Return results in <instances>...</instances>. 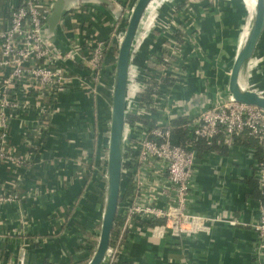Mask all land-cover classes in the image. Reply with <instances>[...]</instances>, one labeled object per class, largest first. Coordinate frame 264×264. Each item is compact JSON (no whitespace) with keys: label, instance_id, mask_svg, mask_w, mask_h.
Returning <instances> with one entry per match:
<instances>
[{"label":"crops","instance_id":"1","mask_svg":"<svg viewBox=\"0 0 264 264\" xmlns=\"http://www.w3.org/2000/svg\"><path fill=\"white\" fill-rule=\"evenodd\" d=\"M113 1L122 8L114 26L102 10L91 7L71 10L60 25L66 40L76 39L78 34H94L104 43L105 87L99 89L97 97L85 95L76 82L57 99H40L39 106L32 104L35 99L29 93L30 109L10 122L5 150L19 164L0 159V190L17 196L13 202L0 205V264H84L97 243L103 183L91 166L94 151L105 141L106 128L100 117L111 102L118 46L115 37L123 33L135 2ZM223 1L217 0L218 5L222 7ZM226 1L230 7H222L220 19L214 14L212 0L191 5L187 0H159L160 9L151 12L143 24L147 32L143 33L145 41L138 56L141 67H153V61L160 60L158 55L166 56L170 34L180 38V32L173 28L172 33L152 35L150 25L160 14L177 15L175 26H188L196 37L191 39L193 43L185 40L180 48V70L173 76L176 83L167 88L175 101L203 93L214 98L218 87L227 95L222 66L230 65L243 39L249 2ZM10 5L13 0H0L2 24ZM246 83L249 89L264 95V39L246 72ZM40 109L48 110V118L52 116L47 128L40 125ZM200 109L191 107L189 115ZM249 143L235 142L233 147L214 144L196 150L199 168L188 204L192 214L207 219L204 229L175 238L162 230L153 234L159 222L151 225L136 221L123 244L119 263L264 264V243L257 249L252 229L259 217L260 202L250 198L251 189L245 183L255 179L251 171L260 152L253 141Z\"/></svg>","mask_w":264,"mask_h":264},{"label":"built area","instance_id":"2","mask_svg":"<svg viewBox=\"0 0 264 264\" xmlns=\"http://www.w3.org/2000/svg\"><path fill=\"white\" fill-rule=\"evenodd\" d=\"M52 1L13 0V5L6 9V22L0 23V159L18 164L19 161L6 154L5 148L10 122L30 109L29 93L35 99L32 104L39 106L40 99L49 96L57 99L74 82L91 97H97L99 89L105 87V46L94 34L89 39L83 34L67 39L70 51L64 58L41 37ZM143 31L144 28L128 69L117 217L120 233L126 237L134 222L140 221L151 225L161 223L152 226L153 234L162 230L180 238L204 229L207 221L192 214L188 204L199 168L197 142L203 141L206 147L214 144L233 147L237 137L252 139L260 157L251 173L258 189L264 191V111L239 104L216 90L209 108L190 114L178 127L187 134L186 146L173 145L175 127L170 117L176 101L167 88H173L176 83L173 76L180 70L181 55L178 51L172 57L165 49L166 56L158 55L160 60H154L153 67L139 66ZM122 36L123 33L115 37L118 44ZM47 113L48 110L40 109L38 114L42 129L47 128L52 118ZM102 175L99 178L105 181L106 166ZM16 196L1 189L0 205L13 202ZM257 205L259 217L252 229L259 249L264 243V206ZM122 248L123 245L110 247L103 264L119 263Z\"/></svg>","mask_w":264,"mask_h":264},{"label":"water","instance_id":"3","mask_svg":"<svg viewBox=\"0 0 264 264\" xmlns=\"http://www.w3.org/2000/svg\"><path fill=\"white\" fill-rule=\"evenodd\" d=\"M154 0H135L126 20L123 36L117 46L113 83L111 89V108L109 140L106 164V179L103 189V208L99 235L94 251L86 264H103L113 240L121 188V162L123 145V125L125 122L126 84L130 58L137 38L143 28L144 18ZM77 7H91L102 10L110 17L114 26L121 17L122 8L113 0H53L49 14L41 30L43 40L50 42L61 58L69 53V44L60 33L64 16ZM250 29L239 43L229 66L224 68V91L235 102L264 111V95L249 89L246 72L264 39V0H256V10ZM221 91L219 87L216 89ZM211 94L190 95L176 101V109L170 120L185 119L190 108H209L214 98Z\"/></svg>","mask_w":264,"mask_h":264},{"label":"rangeland","instance_id":"4","mask_svg":"<svg viewBox=\"0 0 264 264\" xmlns=\"http://www.w3.org/2000/svg\"><path fill=\"white\" fill-rule=\"evenodd\" d=\"M187 1H188V5H191L193 3L199 4L200 1H209V0H187ZM212 2H213V8L212 9L214 11V14H218L219 17H220V19H221L223 17V13L221 14L222 7L223 6L228 7L229 6L228 5V2L226 0L223 1L225 4L223 3V6L222 7L220 5H218L217 0H212ZM159 5H160V2L159 1H155V2L152 3L151 9L149 10V12L147 13V15L144 18V23H143L144 25L150 19L151 12H154L155 10L158 11L160 9V6ZM167 11H164L163 13H165ZM176 19H178V16L177 15L174 16V15L171 14L169 16L168 15L161 16V14H160L159 16H157L153 20L152 24L150 25V29H149V31L150 30H151V32L153 31V34L152 35L153 36H156V37L159 36L160 34L168 33L172 28L175 31H179L180 32V38H175L173 36L174 37V39H173V37L170 34L171 37L169 36V38H168L169 39L168 41H170L169 42V46L168 47H165L166 51H168L169 54L172 53V57L178 55V53L181 52V49L180 48L183 47V45L185 43V40L189 43V42H192L191 39H193V38L196 39V37L194 36V34L190 32V29L191 28H189L188 26H183V27H181L179 25H176L175 26V20ZM242 25H243V28H244L245 23L243 22ZM242 31L240 33H242ZM144 32H147V28L146 27H144L143 33ZM178 40H179V42H178ZM178 44H180V45L178 46ZM110 100H111V98H110ZM110 108H111V102L108 103V109L109 110H107V111L105 110L103 112L102 116L100 117L101 123L106 128L105 132L103 133V134H105L104 135L105 141H104V144H103L102 148H100V149L97 148L94 151V155H93V157H94V163L91 166V167H93V170H92L93 172L92 173L93 174L95 173V175H98L99 174L97 176V179L98 180H102V179L99 178V176L102 175L105 172L107 152H108V140H109ZM102 183H103V189H104L105 181L102 180ZM94 248H93V250L90 253V257H91V255H92V253L94 251ZM90 257H89V259H90ZM86 263H84V264H86Z\"/></svg>","mask_w":264,"mask_h":264},{"label":"trees","instance_id":"5","mask_svg":"<svg viewBox=\"0 0 264 264\" xmlns=\"http://www.w3.org/2000/svg\"><path fill=\"white\" fill-rule=\"evenodd\" d=\"M85 39H89L88 36ZM183 123V120H175L172 122V125L175 127L174 132L172 133V144L175 146H186L187 134L183 132L182 129L178 128ZM236 143H243V145H249V141H253L252 139L242 136L237 137L234 140ZM254 142V141H253ZM202 148H206L205 143L203 141H199L196 143L195 149L199 152ZM212 149V148H209ZM245 183L251 189L250 198L256 202H260L264 206V191H260L257 186V181L255 179H247ZM121 223L116 220L115 229L113 231V240L111 241L110 247H115L119 245H123L125 241L126 234L120 233ZM111 264H128L126 262L114 263Z\"/></svg>","mask_w":264,"mask_h":264},{"label":"bare ground","instance_id":"6","mask_svg":"<svg viewBox=\"0 0 264 264\" xmlns=\"http://www.w3.org/2000/svg\"><path fill=\"white\" fill-rule=\"evenodd\" d=\"M155 1H159V0H154L153 2H155ZM248 2H249V12H248V17H249V20H248V24H247V27H246V31H245V33H244V36H243V39L241 40V43H243V41H244V39H245V37H246V35H247V33H248V31H249V29H250V26H251V22H252V20H253V17H254V15H255V10H256V0H248ZM152 6V5H151ZM150 6V7H151ZM144 42V41H143ZM240 43V44H241Z\"/></svg>","mask_w":264,"mask_h":264}]
</instances>
